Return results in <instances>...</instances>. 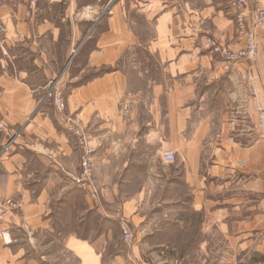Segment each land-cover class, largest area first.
<instances>
[{"label": "crops", "instance_id": "crops-1", "mask_svg": "<svg viewBox=\"0 0 264 264\" xmlns=\"http://www.w3.org/2000/svg\"><path fill=\"white\" fill-rule=\"evenodd\" d=\"M0 0V264H264V31L243 46L230 0ZM264 8V0H252ZM193 27L198 29L197 32ZM61 73L67 108L46 98ZM72 117L96 146L93 197ZM175 150L165 163L162 153ZM118 215L137 241H123Z\"/></svg>", "mask_w": 264, "mask_h": 264}, {"label": "built area", "instance_id": "built-area-1", "mask_svg": "<svg viewBox=\"0 0 264 264\" xmlns=\"http://www.w3.org/2000/svg\"><path fill=\"white\" fill-rule=\"evenodd\" d=\"M31 5H36L35 0H31ZM230 9L234 12L236 33L243 39V46L238 50H233L222 44L216 37L208 36L205 41V47L214 54L222 56L229 68L233 63L241 60L254 62L257 56L260 33L264 31V8L257 6L252 0H230ZM195 32L198 31L193 27ZM61 73L59 76L50 81L47 88L46 98L50 99L59 112H64L67 108L65 96V81H62ZM253 72L249 70L247 79L251 82V96L256 100L257 112L259 116V135L264 138V106L258 102V92L253 82ZM65 126L67 130L77 137L78 147L81 150V172L73 180L80 188L88 190L93 197H97L98 190L94 184L93 160L96 146L91 144L87 128L79 121L72 117L65 118ZM0 132H2L6 141L2 149V153L9 152L15 141L21 135L20 130H12L5 121L0 117ZM176 151L169 149L162 153V159L165 163H173L176 160ZM264 207V197L262 199ZM20 204L13 198H5L0 200V238L6 243H12L10 229L6 226L7 218L13 214ZM120 228L122 231L123 241L127 245H133L137 241V234L130 226L128 220L118 215Z\"/></svg>", "mask_w": 264, "mask_h": 264}]
</instances>
